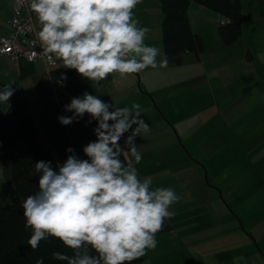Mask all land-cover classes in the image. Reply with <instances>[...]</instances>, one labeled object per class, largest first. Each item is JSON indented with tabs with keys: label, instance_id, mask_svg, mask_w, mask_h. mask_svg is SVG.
Instances as JSON below:
<instances>
[{
	"label": "clouds",
	"instance_id": "obj_1",
	"mask_svg": "<svg viewBox=\"0 0 264 264\" xmlns=\"http://www.w3.org/2000/svg\"><path fill=\"white\" fill-rule=\"evenodd\" d=\"M141 2L29 0L39 25L33 44L48 63L59 61L97 84L115 73L124 77L166 67V59L157 60L160 49L145 43L150 28L134 15ZM14 91L11 83L4 85L0 103L8 104ZM63 111L71 115L58 116L61 126L87 115V124L95 122L96 139L82 148L83 159L69 147L66 159L55 166L35 163L38 190L21 204L24 226L31 230L27 245L35 251L41 241L58 242L68 250L52 251L61 264H131L157 247L156 235L174 217L171 208L180 200L173 188L141 179L131 162L142 160L136 138L151 131L141 118V105L116 107L84 92ZM35 264H44V257Z\"/></svg>",
	"mask_w": 264,
	"mask_h": 264
},
{
	"label": "rangeland",
	"instance_id": "obj_2",
	"mask_svg": "<svg viewBox=\"0 0 264 264\" xmlns=\"http://www.w3.org/2000/svg\"><path fill=\"white\" fill-rule=\"evenodd\" d=\"M134 15L141 26L150 28L145 43L158 47L160 55L157 60H165L160 29V0H142L134 10ZM194 17L201 19V15L197 13H194ZM200 37L204 44V52L200 58L184 54L181 64L167 63L166 67L148 68L137 73L136 83L132 87L141 98L136 101L141 105V118L151 131L136 138L142 160L139 164H135L134 160L131 162L141 179L150 177L154 186L171 187L180 197L179 202L171 208L175 212L174 217L169 220L172 231L156 236L158 243L154 251L158 252L148 251L147 256L135 264H190L191 260L205 261L206 264H264V186L261 185L259 190L262 193L258 196L263 201H257L252 211L250 202L244 203L242 207L235 206L251 186V183H246L247 175L241 167V160L244 161L245 156L254 158L259 152H236L235 146L232 151L225 149V157L232 156L237 165L224 167L215 173L212 165L216 158H221V150H217V157L213 151L207 162L205 176L201 163L203 157L199 153L200 132L197 128L189 129L196 121L191 120L187 127L186 113L197 114L204 107L209 93L206 91L207 87L209 82L213 84L214 79L211 71L215 67L212 65H220L222 62L221 57L216 58L222 52L209 49L211 40L205 35ZM256 64L257 60L251 70L252 77H255V70H258ZM200 67L201 71L206 70L208 80L205 76H200ZM128 77L130 76L122 79L115 73L106 79L112 88H116L115 98L112 100L116 107L130 106L134 102L133 97L121 99L133 84H130ZM78 80L85 82L80 76ZM52 95L56 97L55 89ZM259 102L260 99L257 98L247 105V115L262 111L264 104ZM161 111L165 113L162 112L164 116ZM202 121V117L197 118L199 125ZM215 122L208 120L207 129L216 130L215 134H219L220 138L230 140L231 131L234 130L231 124L238 123V120L221 117ZM246 140L261 148L260 157L264 160V119L254 120L248 129ZM218 144L217 147H222L219 141ZM229 147L231 146L228 145ZM7 167L3 156L0 159V202L3 205L13 202L14 187ZM259 173L263 175L261 171ZM256 221H259L257 228L262 230L260 233L251 229V226H256ZM249 229L257 237L256 242L248 234ZM246 243L251 246L248 247Z\"/></svg>",
	"mask_w": 264,
	"mask_h": 264
},
{
	"label": "crops",
	"instance_id": "obj_3",
	"mask_svg": "<svg viewBox=\"0 0 264 264\" xmlns=\"http://www.w3.org/2000/svg\"><path fill=\"white\" fill-rule=\"evenodd\" d=\"M13 2L14 0H0V34L7 32L9 29L8 18L13 7ZM240 4L242 34L233 46L226 47L220 41L217 34L216 20L218 16L207 8L190 2L188 18L192 31L202 37L205 35V37L211 40L209 42V49L222 52L216 56L217 59L221 57L222 62L220 65L216 63L212 65L215 67L211 71V76L214 78L213 84L209 82L206 90L209 92L207 93L208 99L205 101L204 107L199 111L200 116L199 113L193 114L187 112L186 119L187 127L191 123V120L196 121V123L191 124L189 129L193 130L197 128L200 132L199 153L203 157L201 163L205 169V176H207V162L213 151L217 157L219 154L217 150H221V158H216L215 163L212 165L215 173H218L224 167L237 165L236 161L232 159V156L230 158L225 157V149L232 151L233 146H235L236 152H259L254 158L245 156V160H241V167L245 169V175H247L246 183H251V186L247 188L245 197L235 205L242 207L244 203L250 202L252 203V211L257 201H263L258 196L262 193L259 190L262 188L261 185L264 186V160L260 157L261 148L258 145H254L255 143L253 144L247 141L246 135L250 128L249 122L256 118L264 119V107L261 112L247 115V105L253 103L257 98L260 99L259 104H264V10H261L264 9V0H240ZM194 13L200 14L201 19L197 20L194 17ZM195 25H198L197 28H195ZM255 60H257L256 65H258V70H255V77H252L251 70ZM58 64L62 68L61 62L58 61ZM199 71L200 76H205L207 79L208 74L206 70L201 71L200 67ZM129 76L128 80L130 84H133L130 85V90L124 93L121 99L128 100L130 97H133L136 103V101L141 100L136 95L135 89H132L136 83L135 78L137 74H131ZM50 78L51 81L41 60L30 63L23 57H20L16 61H11L7 57L0 56V89L4 85L11 83L13 88H15L14 95L19 94L27 100L30 109L37 119L50 118L55 124H58L57 118L61 116L59 107L55 105L44 106L40 96L52 94L53 89H55L57 94V89H62L64 80H59L54 83L51 76ZM120 78L124 79L126 76L122 77L120 75ZM71 79L74 84L76 97L81 96L84 92H89L98 95L100 98L104 96L109 97V103H112V100L115 98L116 88L115 86L112 88L108 80L101 81L99 84L88 82L87 80L81 83L75 71L71 73ZM254 89L256 90L255 92L253 91ZM12 111H14V106L11 100H9L8 104L0 103V116ZM162 112L161 114L163 115L164 112ZM201 117L203 121L199 125L197 118L200 119ZM221 117L238 120V123L232 122L231 124L234 130L231 131L230 140L220 138L219 134H215L217 132L216 130L211 131L206 127L208 120L215 122L217 118ZM88 119L89 117L85 115L82 120L86 122ZM91 125L93 128L96 126L95 122H92ZM127 135L126 133L125 136ZM218 141L222 147H217L219 145ZM120 143L123 146V139ZM228 145L231 147L228 148ZM248 159L250 161H247ZM125 162L129 161L126 160ZM253 218L256 217L254 216ZM258 224L259 221H256V226H251V229H256L260 233L262 230L257 228ZM248 234L254 238V242L257 241V237L252 233V230L249 229ZM242 235L246 236L244 233ZM246 244L248 247L251 246L249 243ZM253 250L251 251L254 252ZM150 252L156 253L158 251L152 250ZM146 256L147 254L141 258L143 259ZM203 262L206 264L205 261Z\"/></svg>",
	"mask_w": 264,
	"mask_h": 264
},
{
	"label": "trees",
	"instance_id": "obj_4",
	"mask_svg": "<svg viewBox=\"0 0 264 264\" xmlns=\"http://www.w3.org/2000/svg\"><path fill=\"white\" fill-rule=\"evenodd\" d=\"M190 2L226 18L217 26V34L224 46H233L242 34L240 0H160L164 58L171 65L181 64L184 54L200 58L204 52L202 38L192 31L189 22ZM72 72L74 70L64 67L54 70V83L64 80L62 77L65 75L67 77L62 89H57L56 97L51 93L40 96L44 106H58L61 115H71L65 113L63 108L70 103L71 98L76 97ZM100 99L107 103L110 101L107 96ZM10 100L14 111L0 116V159L4 156L14 188L13 202L8 205L0 202V264H35L36 259L41 256L44 257V264H61L51 256L54 250L68 251L61 248L58 242L41 241L35 251L27 245L31 230L24 226L21 204L26 197L38 190L39 174L34 172L35 163L51 161L55 166L57 162L66 159L68 153L65 150L69 147L74 148L82 159L85 158L82 148L96 139L93 127L82 119L70 126L55 124L50 118L37 119L24 97L13 94ZM254 120L248 123L250 127ZM171 231L172 225L166 220L163 230L157 234ZM190 264L204 263L191 261Z\"/></svg>",
	"mask_w": 264,
	"mask_h": 264
},
{
	"label": "built area",
	"instance_id": "obj_5",
	"mask_svg": "<svg viewBox=\"0 0 264 264\" xmlns=\"http://www.w3.org/2000/svg\"><path fill=\"white\" fill-rule=\"evenodd\" d=\"M11 13L8 24L12 32L5 37L0 35V56L7 57L11 61L23 57L31 61L41 60L43 63H47L39 45L33 44L39 25L34 14L30 11L29 0H15ZM53 68L55 67L50 69Z\"/></svg>",
	"mask_w": 264,
	"mask_h": 264
},
{
	"label": "bare ground",
	"instance_id": "obj_6",
	"mask_svg": "<svg viewBox=\"0 0 264 264\" xmlns=\"http://www.w3.org/2000/svg\"><path fill=\"white\" fill-rule=\"evenodd\" d=\"M15 4V0H14V2H13V5ZM213 12V11H212ZM215 13V12H214ZM11 15H12V13H10ZM216 14V13H215ZM217 16H218V18H217V20H216V23L217 24H219V25H221L222 24V21L225 19L224 17H221L220 15H218V14H216ZM8 20H9V18H8ZM8 27H9V29H8V31L7 32H5V33H1L0 35L1 36H3V37H5V36H8V35H10L11 34V29H10V25L8 24ZM28 62H30V63H35V62H37V61H31V60H28V59H26ZM43 65H44V68H45V71H46V73L48 74V76H49V79H50V81H51V78H50V76L52 77V72L54 71V70H59L60 69V66H59V64H58V61H57V63L55 64V65H57V66H55V65H53V64H50V63H43ZM51 67H55V68H53V69H50ZM61 72V71H60Z\"/></svg>",
	"mask_w": 264,
	"mask_h": 264
}]
</instances>
